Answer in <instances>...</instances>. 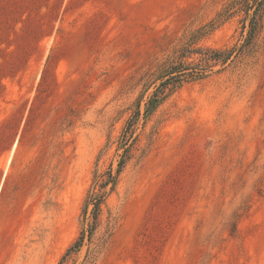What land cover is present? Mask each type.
Segmentation results:
<instances>
[{
    "label": "rangeland",
    "instance_id": "1",
    "mask_svg": "<svg viewBox=\"0 0 264 264\" xmlns=\"http://www.w3.org/2000/svg\"><path fill=\"white\" fill-rule=\"evenodd\" d=\"M231 1L0 0V264L60 263L138 102ZM243 17L196 47L240 45ZM209 74L141 115L92 240L66 264H264V26Z\"/></svg>",
    "mask_w": 264,
    "mask_h": 264
},
{
    "label": "trees",
    "instance_id": "2",
    "mask_svg": "<svg viewBox=\"0 0 264 264\" xmlns=\"http://www.w3.org/2000/svg\"><path fill=\"white\" fill-rule=\"evenodd\" d=\"M244 14L242 19L244 40L240 45H235L230 49L221 50H201L196 47L197 43L204 38L210 29H213L216 23H222L236 14ZM264 26V0H232L219 14V19L213 21L210 25L201 28L190 37L189 41L182 48L179 55V61L170 65L160 76V83L157 85L153 94L149 97L145 105V110L141 111V101L138 102L132 118L121 138V148L124 150L116 170L111 167L109 171L102 175L95 174L94 184L89 190L85 200L84 215L91 207V217L88 224L84 225L80 237L67 250L59 264H66L71 254L80 250L85 240L91 241L98 227L99 213L109 192L115 190L118 178L122 173L124 166L129 158L133 139V127L144 115L145 119L151 117L163 102L175 91L180 89L184 83L189 81H199L207 78L213 68L217 65L225 66L236 59L245 55L253 46L255 39ZM209 30V31H208ZM199 55L203 65L197 63H186L184 59H191ZM200 62V63H201ZM201 66V67H198ZM109 189V192H108Z\"/></svg>",
    "mask_w": 264,
    "mask_h": 264
}]
</instances>
